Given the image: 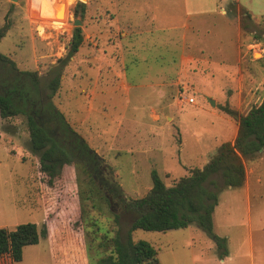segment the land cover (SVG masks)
<instances>
[{
	"label": "rangeland",
	"instance_id": "374dc122",
	"mask_svg": "<svg viewBox=\"0 0 264 264\" xmlns=\"http://www.w3.org/2000/svg\"><path fill=\"white\" fill-rule=\"evenodd\" d=\"M77 3L84 4L82 17L74 14ZM113 3L114 0H0V28L3 25L9 28L0 41V54L13 61L19 71L37 73L43 97L49 92V80L60 72L53 105L113 169L114 179L125 199L135 200L148 193L152 170L169 186L187 174L184 169L198 168L202 152H213L230 138L235 122L223 114L220 107L228 106L244 115L262 101L264 75L255 77V89L251 91L248 81L252 68L264 70V21H242L241 15L235 16L240 23V67L244 75L246 73V91L220 92L221 84L217 83L202 93L181 85L178 89L166 87L163 96L155 101L156 93L150 89H133L128 103L123 92L116 90L119 83L114 75L104 73L99 77L84 62L88 44H96L98 48L104 44L115 47L121 38L112 22L124 18L125 4L116 7ZM75 20L81 23L77 26L82 32V44L68 61L59 62L65 59ZM130 22H135L132 16ZM202 29L196 37L216 41L217 34L228 40L235 36L233 28L218 32L207 23ZM100 33L107 36L101 40ZM195 44L193 41L187 45L190 51L184 48L181 29L158 30L145 37L147 46L137 52L139 60L133 65L135 82H154L156 73L162 71L168 74L166 78L173 79L183 52L198 55ZM127 47H122V51L113 49L119 58V68L125 70L129 64ZM224 47L228 51L225 67L232 69L236 66L234 47L232 50L230 43ZM121 53L125 58L122 62ZM121 79L127 82L131 76L127 74ZM93 85L96 86L95 96L88 100L86 94ZM190 97L192 104L196 101L195 105H184L185 99ZM210 101H214L213 106ZM150 114L156 116L154 125L148 119ZM24 122L22 116L0 117V228L13 229L30 223L38 231L46 225L49 233L47 238H40L38 244L25 247L18 264H98L110 253L109 240L116 230L122 240L126 238L133 215L119 209L115 202L108 204L97 184L72 164L62 171L60 204L47 215L48 219L39 192L34 157L26 148L28 134ZM152 126L156 133L149 136L147 131ZM154 143L161 151L159 154L151 150L150 145ZM252 165L258 180L253 178L247 187L246 207L241 189H222L218 193L220 205L215 211L214 233L228 234L232 248L246 236V256L242 259L246 264L252 259L254 264H264V154ZM213 179L221 185L219 177L213 176ZM76 185L84 212L83 230L78 233L69 227V221L79 213ZM115 214L118 225L113 221ZM249 236L253 247L250 255ZM132 239L151 244L157 250L160 264H203L213 257L209 253L211 239L194 226L166 232L135 230ZM213 259L218 261L219 257Z\"/></svg>",
	"mask_w": 264,
	"mask_h": 264
},
{
	"label": "trees",
	"instance_id": "16d2710c",
	"mask_svg": "<svg viewBox=\"0 0 264 264\" xmlns=\"http://www.w3.org/2000/svg\"><path fill=\"white\" fill-rule=\"evenodd\" d=\"M84 4L77 3L74 14L83 16ZM251 20L246 13L242 21ZM0 28V41L8 32ZM83 41L79 27L72 30L65 59L68 61L78 51ZM60 72L48 82V93L43 97L40 78L35 72L19 71L13 61L0 54V117L22 116L28 139L26 148L33 155L39 192L46 216L60 204L63 190L64 167L76 165L104 192L108 204L115 202L119 209L133 215V221L121 239L119 231L109 240L110 253L98 264H160L157 250L149 243L132 239L135 230L166 232L197 227L208 235L219 258L226 255L225 239L214 233L213 215L222 189H239L245 180V162L259 158L264 150V97L258 106L240 115L228 106L220 111L232 119L236 126L233 142L221 143L201 168H189L187 174L165 185L155 170L150 172L151 188L135 200H127L114 179L113 169L90 148L87 142L66 122L52 103L59 88ZM219 177L221 185L213 179ZM77 187V185H76ZM79 213L69 221L76 233L83 230L82 196L77 187ZM49 219V216H47ZM48 226L51 223L48 222ZM113 221L118 225V215ZM72 231V234H73ZM46 225L38 231L34 224H21L13 229L0 228V264H18L23 249L47 238ZM73 236V235H72Z\"/></svg>",
	"mask_w": 264,
	"mask_h": 264
},
{
	"label": "crops",
	"instance_id": "0c3cea01",
	"mask_svg": "<svg viewBox=\"0 0 264 264\" xmlns=\"http://www.w3.org/2000/svg\"><path fill=\"white\" fill-rule=\"evenodd\" d=\"M129 3L131 4L129 5ZM123 4H125V9L122 11L124 12V18L120 20L116 19L112 22L116 25V29L119 30L121 37L117 40V43H115V47H112L111 44H104V42H100V44H104L105 48L106 45L109 46L106 49L103 46L98 48L96 47V44H88V48L85 50L86 57L84 58V62L89 67L91 72L99 77L103 76L104 73L114 75L119 83L118 86H116V90L123 92L125 97H127L128 103L130 102L128 96L133 89H150L156 93L155 101L158 97L163 96V92L166 87H174L178 89L181 85L189 86V88L193 91H200L202 93L211 90L212 86L217 83L221 84V88L219 90L220 92L231 91L233 93H242L246 91V73L244 75V72H242V68L240 67V23L236 21L235 16L241 15L242 18L246 13H248L251 20L264 21V0H114L112 5L121 7ZM131 16L135 20L133 23L130 22ZM207 23H209V26L216 27L218 32H222L221 30H225V28H233L235 32L234 38L232 37L228 40L219 36V34L215 36L216 41H213V38L196 37L198 34L202 33V28H204V25ZM91 29L92 27H90V30ZM179 29L182 30V42L184 48L187 49V51H190V46L187 45H191L192 42L195 41V49L199 51L198 55L192 56L187 52H183V54L179 57L178 69L175 71L173 79L166 78L168 74L162 71L156 73V80L154 82H135L133 65L136 64L137 60H139L137 52L147 46L144 45L145 37H150L158 30L175 32ZM204 31L205 34H207L206 30ZM188 33H192L193 36H188ZM90 35L91 33L89 32V38ZM99 35L101 40L104 36H107L102 33ZM147 41L149 40L147 39ZM227 43L231 44L232 50L234 47L236 66L232 69L225 67V64L228 61V58L226 57L228 51H225L227 48H225L224 45ZM126 45L128 46L127 50L129 52L126 59H129V64L125 70L123 68H119V58L115 53H113V49L116 51L117 48H120L121 50V48ZM121 57L122 62L125 59L123 53H121ZM261 70L259 68H252V76L248 81L249 91L255 89V79H257L255 77L264 75V70ZM127 74H130L131 79H128L127 82H123L121 77ZM95 91L96 86L93 85L90 88L89 93L86 94V98L88 100H93ZM208 97L210 96L208 95ZM195 103L196 101L194 100V104L185 102L184 105L193 106ZM154 104L150 108L152 111ZM182 109L183 107L180 108L179 113ZM91 110L92 107H90V111ZM155 118V115L150 114L148 116V119L153 125L154 122L157 121ZM120 122L122 121H119V123ZM228 122L229 121L227 120V123ZM152 127L148 128L147 133L149 136L152 135V133H156L155 126L153 128ZM118 130L119 128H117V131ZM136 131L138 130L136 129ZM236 131L237 126L234 123L232 135L229 139L225 140V142H233L236 136ZM124 132H127V130ZM132 136H135V134L132 133ZM150 146L153 152L158 154L161 152L158 145L155 143ZM94 150L99 154L97 149ZM260 152L259 158L264 154V150H261ZM211 153L212 151L208 154L205 151L202 152V155H199V168H201V166L207 161V157ZM255 161L246 162V165L244 164L245 180L243 186L239 189L243 192L245 207L247 187L250 185L253 178L256 181L258 180V178L256 179L254 177V168L252 165ZM184 171L185 173L187 172L185 169ZM227 190L232 189L227 188ZM219 205L218 200V205L215 207L213 215L214 229L216 226L214 219L215 211ZM217 236L224 238L226 241V256H224V258H219L218 261L214 260L213 257H216L217 254L214 244L211 243L212 245L209 247V253L213 257L204 261L203 264H246V261L242 259L246 256V236H244L243 241L239 243L238 246L235 245L233 248L230 245L231 239L228 234ZM252 249V239H250L249 236V255L251 254ZM249 264H254V259H252Z\"/></svg>",
	"mask_w": 264,
	"mask_h": 264
},
{
	"label": "water",
	"instance_id": "95a60500",
	"mask_svg": "<svg viewBox=\"0 0 264 264\" xmlns=\"http://www.w3.org/2000/svg\"><path fill=\"white\" fill-rule=\"evenodd\" d=\"M81 23H80V21H78V20H75L74 21V26H75V28H77L78 26L77 25H80ZM210 104H211V106H213L214 105V102L213 101H210ZM261 151V150H260Z\"/></svg>",
	"mask_w": 264,
	"mask_h": 264
},
{
	"label": "built area",
	"instance_id": "2783aa9c",
	"mask_svg": "<svg viewBox=\"0 0 264 264\" xmlns=\"http://www.w3.org/2000/svg\"><path fill=\"white\" fill-rule=\"evenodd\" d=\"M184 98H182V101H183ZM185 102L189 103V104H192L193 103V98H187L185 99Z\"/></svg>",
	"mask_w": 264,
	"mask_h": 264
},
{
	"label": "bare ground",
	"instance_id": "6f19581e",
	"mask_svg": "<svg viewBox=\"0 0 264 264\" xmlns=\"http://www.w3.org/2000/svg\"><path fill=\"white\" fill-rule=\"evenodd\" d=\"M53 1V0H52Z\"/></svg>",
	"mask_w": 264,
	"mask_h": 264
}]
</instances>
